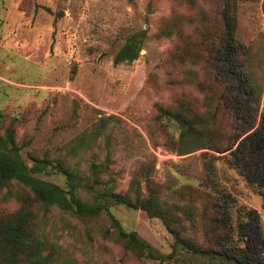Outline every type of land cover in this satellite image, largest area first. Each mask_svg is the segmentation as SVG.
Here are the masks:
<instances>
[{"label": "rangeland", "instance_id": "obj_1", "mask_svg": "<svg viewBox=\"0 0 264 264\" xmlns=\"http://www.w3.org/2000/svg\"><path fill=\"white\" fill-rule=\"evenodd\" d=\"M221 8L220 0H0V135L13 130L28 165L34 158L59 160L79 175L87 174L91 160L106 162L108 151L110 173L100 180L110 179L115 192L131 197L130 204L108 200L109 213L77 216L39 202L15 180L0 179V221L23 215L45 264H158L125 249L117 236L115 220L155 255L171 251L173 234L164 220L135 204L136 191L156 201L170 216L165 221L184 227L182 236L198 245H204L203 229L226 200L237 242L248 258L264 264V177L260 185L248 181L231 164L229 151L205 147L178 154L179 125L161 112L188 103L202 113L210 101L196 83L217 79L240 103L216 115L217 131L231 142L252 124L254 157L260 158L264 0H235L229 53L219 43ZM140 31L138 57L114 63L127 37ZM96 128V138L71 155L68 145ZM37 175L67 187L53 166ZM94 192L77 191L86 202ZM251 210L258 220H251ZM164 261L222 263L182 248ZM13 264H28L27 256L17 254Z\"/></svg>", "mask_w": 264, "mask_h": 264}, {"label": "trees", "instance_id": "obj_2", "mask_svg": "<svg viewBox=\"0 0 264 264\" xmlns=\"http://www.w3.org/2000/svg\"><path fill=\"white\" fill-rule=\"evenodd\" d=\"M222 8L219 13L221 22V35L219 43L228 51H231L232 42L236 28L235 0H220ZM144 32H135L127 37L125 43L114 56V63L118 64L125 61H132L138 57L141 48ZM197 88L203 95V98L209 100L205 104L203 112H197L190 104L184 108L161 109L162 116L174 119L180 128L179 147L176 149L178 154L189 153L202 148H211L217 152L229 151L231 164L248 181L261 184L264 177V150L258 160L254 157V147L251 139L255 135L251 131L252 124L245 125L238 133L232 137V141L221 138L222 132L217 131V117L222 111L237 110L240 103L236 96L232 95L229 87L217 79L210 81V84L196 83ZM218 89L215 90V87ZM216 92L219 96H216ZM102 124V125H101ZM99 126H103V122ZM214 126L213 129L211 127ZM211 129V130H210ZM100 129H93L89 138L82 134L75 138L68 145V151L75 155L82 150L83 146L96 138ZM214 135V137H213ZM226 137V136H225ZM87 138V139H86ZM214 138V139H213ZM109 148V145H106ZM106 162H96L91 160L86 168V175L76 174L74 171L66 168L59 160L51 163L46 158H34L33 163L28 165L20 154V148L14 141V133L11 128L6 129L4 135H0V179L15 180L28 187L35 198L46 206H55L56 208L72 212L79 216H93L101 211L109 213V201L122 204H130L131 197L126 194L115 192L111 180L107 179L104 183L100 176L110 173L107 164L109 160L108 151ZM53 164V165H52ZM49 166L66 178L67 187L63 188L56 183L44 180L37 174L43 173ZM99 185L100 187H96ZM85 189L94 192L91 202L83 201L77 191ZM101 188V189H99ZM109 200V201H108ZM134 201L137 206L151 216L160 217L164 220L167 229L173 234L174 241L171 251L168 255H155L153 248L149 243L140 239L135 232H126L118 224L117 236L123 247L133 251L139 257L143 255L158 260V264H167L164 260H170L175 256L178 248H182L194 254H200L212 259H218L222 263L228 264H262L261 262L250 259L245 254V247L240 245L233 233V227L230 222L229 207L226 200L222 199V204L216 207L217 217L213 218L212 224H206L204 227V245H198L191 238L182 236L184 227H173L169 225V215L158 207L156 201L152 198H143L139 191L134 195ZM251 220H258L259 216L256 210L248 212ZM172 222L180 224L177 218ZM245 223L240 224V227ZM27 228L26 218L23 215H17L14 219L0 221V264H13L17 262V254L23 253L27 256L28 264H45L46 258H38V248L31 245V235ZM230 262V263H229Z\"/></svg>", "mask_w": 264, "mask_h": 264}]
</instances>
